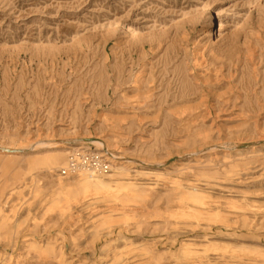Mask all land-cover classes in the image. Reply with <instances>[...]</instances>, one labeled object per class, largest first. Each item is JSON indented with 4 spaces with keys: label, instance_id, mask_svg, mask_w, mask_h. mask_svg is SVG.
I'll use <instances>...</instances> for the list:
<instances>
[{
    "label": "rangeland",
    "instance_id": "374dc122",
    "mask_svg": "<svg viewBox=\"0 0 264 264\" xmlns=\"http://www.w3.org/2000/svg\"><path fill=\"white\" fill-rule=\"evenodd\" d=\"M0 264H264V0H0Z\"/></svg>",
    "mask_w": 264,
    "mask_h": 264
},
{
    "label": "bare ground",
    "instance_id": "6f19581e",
    "mask_svg": "<svg viewBox=\"0 0 264 264\" xmlns=\"http://www.w3.org/2000/svg\"><path fill=\"white\" fill-rule=\"evenodd\" d=\"M228 27H229V21L228 19L224 16L222 18H220L216 24V27L212 30H209L210 32L207 33V36H208V39L210 40L212 36H217V37H225L226 34H227V31H228ZM136 90L138 91H141V90H144V86H140L137 84V86L135 87ZM135 90V89H134ZM117 105V104H116ZM119 109L122 108V104H120L119 102ZM82 143H92V144H95V145H99L101 146V144L97 143L96 141L95 142H91V140H87L85 142H82ZM81 143V144H82ZM79 144V145H81ZM52 147H56L57 146V142L56 143H52L51 144ZM75 145V144H74ZM42 147V146H41ZM244 147V146H243ZM243 147H239L236 149L237 153H241L244 151V148ZM36 149V148H35ZM38 149V148H37ZM40 149V148H39ZM43 149V148H42ZM105 150V149H104ZM103 150V151H104ZM107 151V150H105ZM111 158H113L114 156L110 155ZM116 159V158H115ZM58 159L53 157V158H48L47 160V163H54L55 161H57ZM82 182V181H81ZM83 185H86L88 184V180H85L83 181L82 183Z\"/></svg>",
    "mask_w": 264,
    "mask_h": 264
},
{
    "label": "water",
    "instance_id": "95a60500",
    "mask_svg": "<svg viewBox=\"0 0 264 264\" xmlns=\"http://www.w3.org/2000/svg\"><path fill=\"white\" fill-rule=\"evenodd\" d=\"M3 151H6V152H8V150H3Z\"/></svg>",
    "mask_w": 264,
    "mask_h": 264
}]
</instances>
